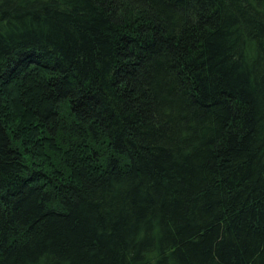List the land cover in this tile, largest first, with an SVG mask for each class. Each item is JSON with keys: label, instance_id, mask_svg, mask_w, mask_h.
I'll return each instance as SVG.
<instances>
[{"label": "trees", "instance_id": "trees-1", "mask_svg": "<svg viewBox=\"0 0 264 264\" xmlns=\"http://www.w3.org/2000/svg\"><path fill=\"white\" fill-rule=\"evenodd\" d=\"M0 264H264V0H0Z\"/></svg>", "mask_w": 264, "mask_h": 264}]
</instances>
